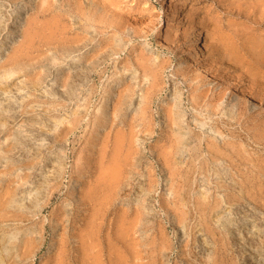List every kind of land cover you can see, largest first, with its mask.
<instances>
[{
	"label": "rangeland",
	"instance_id": "374dc122",
	"mask_svg": "<svg viewBox=\"0 0 264 264\" xmlns=\"http://www.w3.org/2000/svg\"><path fill=\"white\" fill-rule=\"evenodd\" d=\"M48 1L51 10L30 29L40 0H0V264H84L88 245L100 264H260L262 257L264 264V249H256L264 246V207L244 184L263 165L242 160L248 152L264 158L256 122L264 107L251 101L264 93V0ZM82 33L81 48L70 50ZM141 53L166 61L147 109L153 132L138 121L133 156L140 163L116 165L113 135L129 115L116 117L112 107L128 77H135L129 114L150 86L135 64ZM80 67L89 78L68 96L64 80ZM4 70L13 72L4 78ZM173 81L191 138L179 164L166 165L158 155L167 150L161 110ZM195 86L207 102L222 96L226 109L208 108L210 121H192ZM216 121L222 135L211 131ZM212 134L220 147L231 142L232 154L224 151L222 165H198L211 162ZM190 153L197 157L188 163Z\"/></svg>",
	"mask_w": 264,
	"mask_h": 264
},
{
	"label": "bare ground",
	"instance_id": "6f19581e",
	"mask_svg": "<svg viewBox=\"0 0 264 264\" xmlns=\"http://www.w3.org/2000/svg\"><path fill=\"white\" fill-rule=\"evenodd\" d=\"M52 6L53 5H51L48 0H40V4L37 6V8L35 10L34 18H33V20H31V23L29 24L30 29L35 28V24L37 23V19L40 16L43 17L48 11H50ZM51 25H53V24H51ZM50 28L51 27H49L48 29H50ZM26 31H29V30L27 29ZM32 33H31V35L26 34V36H25L26 38H25V41H24L23 47H22V48H24V51H26L27 49H30V45H31L30 43H32L31 42L32 37L39 35V33H37V32L36 33L34 32V34H36V35H34ZM52 34H53V32H52ZM49 35L50 34H48V36ZM78 37H79L78 39L76 37V39L74 38V39L69 41L68 48L70 50H73V49L78 50L81 48L78 44L83 39L85 40L86 33L79 34ZM202 39L203 38L199 35L197 37V39L195 40L196 42H195L194 47L195 46L200 47L201 44L203 43ZM112 45H113V43H112ZM105 47H107V45L100 46L96 52L91 54V56L88 60L94 61L96 58H98L99 54L102 52L103 48H105ZM222 48H223V46H222ZM69 49H66V51H69ZM249 49L253 50L250 47H249ZM235 50H236V48L232 46L229 48L228 51L230 52L231 59H233L236 64H239L242 62V58L238 57ZM214 51H215V49H214ZM257 53H259L258 50H256V52H254V55H257ZM143 57L144 56L142 55V53L138 54L137 58L135 59V64L138 65L142 69V71L144 73V78H146L147 76L151 77V83H150V86H148L145 93L143 92L142 94H140V95H142L141 96L142 100L138 101V103H134V105L136 104L138 106V108L132 109L130 111V114L127 112L128 104H132L131 103V100H132V98H131V95H132L131 81H132V79L135 78L134 76L128 77L126 87H123V88L120 87L118 89L116 100L113 103L112 111L116 117H118L119 112L123 111L126 115H129V118L127 119V121H121L120 128H118L113 135V142H112L113 151H112V153H114V156H113L112 164L114 163L116 165H120V164L138 165L140 163L141 159H135L133 156V153L136 150V149L133 150V146H134V140L133 139L136 135V131L134 129H135V126H137L139 124L138 121L142 122L139 125L142 126L143 130L146 131L148 134H151L153 132V128H152V124H151L152 118H151V116L147 115V109L149 108V104L151 103V100L154 97V95H156V93L159 90H161L160 83L158 81V77L156 78V74L158 73L159 69L164 68L166 61L155 62V60L157 59L156 57L153 59H150V58L145 59ZM246 61L251 62L250 60H246ZM254 64H255V62H254ZM156 67H158V69H154ZM124 69L126 71L130 70L128 68V66H126V68H124ZM12 72L13 71L7 72L6 70H4L1 76H3L5 78V77H7V75H11ZM172 76H175V75H173V73H172ZM123 77H124L123 73L120 72V75L116 81L117 82L122 81ZM88 78H89V74L83 69V67H80V68L76 69L75 71H73L72 73H70V75H67V78L64 80V84L66 82V86L68 89V92H67L68 96L71 94L76 83L77 84L78 83L83 84L84 82H86L88 80ZM194 78L197 79V77H194ZM192 80L193 79H191V81ZM174 82L175 81H173V83ZM173 86H174L173 96L170 99H168L169 101L165 103V107L162 106V110H161L163 113L164 119H165V126L163 129H161L163 131V133L165 134L164 135L165 140H164V144H162L161 148H163V149L167 148V150H161L158 155L162 158L164 164H166V165L179 164L177 160L181 156H183V153L185 151V147L188 145L189 140L191 138V135L189 134V132L185 131V130H187L186 129L187 123H186V119L184 118L185 112L183 111V108H182V102H181L182 101V99H181L182 93H181V87L179 86V81H176ZM194 91H195V93L191 94V99H190V101H191V103H190L191 107L190 108L192 111L195 110V113L192 114V118H193L192 121L201 122V118L199 119L198 116H202L203 119L210 121L211 120L210 116L213 113L208 108L212 109L213 111L226 109L224 106L225 101H223L222 96H219L215 100V102L214 101L213 102H207L206 100H203V98L201 97L202 90H200L199 87L195 86ZM258 95H259L258 97L254 96L251 99V101L253 102L254 108H257V107L263 108L264 107V93H262L260 91ZM104 99H105L104 103L107 104L106 98H104ZM142 101H143V104H142ZM200 103H202V104H200ZM238 103H239L238 105H241L240 101ZM195 106L200 107L199 112H198L197 107H195ZM227 111H228V109H227ZM106 112L107 111L105 109H102L99 112L102 115V118L104 120H105V116L108 115V114H106ZM191 113H193V112H191ZM74 114H76V112H74ZM222 115L225 116V113L223 111H222ZM256 122H257V125L262 128V132L260 133V136H261L260 138L264 139V116L257 118ZM203 123L208 124L210 122L205 121ZM220 123L224 124L225 121H223L221 119ZM210 124H211V128H213L212 122ZM218 124H219V122L216 121V124H215L216 129L215 130L211 129V131L214 134L217 133L219 135H222V132L217 127ZM201 125H203V124H201ZM214 134L211 135V142H208V145H207L208 153L211 155V162H210L211 164L208 163V160H210V159L205 158L198 165H222V163L220 161L223 162V156H225L224 151H228L230 155L232 154L231 150L233 149V146H232L233 144L231 142H224L223 144L225 145V147H223V145H221V147L218 146L217 145L218 142H217L216 136ZM136 152H138V151H136ZM248 154H249V156L245 157V159H242L243 163L247 164V162H248L250 165H255V166L263 165V166H261V167L259 166L256 169V172H253L254 175L251 177L250 180L247 181L245 179L244 184H248V186H250L251 190L255 189V191H252L253 193L251 191L248 192L249 198H251V200H253L254 202H257L258 204H260L261 206L264 207V178L261 179L262 176L264 177V158H263V156H261L257 152L256 153L254 152V154H251L250 152H248ZM252 155H255V156H252ZM237 156H239L240 158L243 157L242 155H239V154H237ZM188 157L190 158L188 163H190V161L192 162L193 160H195L197 156L195 153H190V154H188ZM192 165H195V164H192ZM111 167L115 168V170L113 169V171H115V172L119 171V169H117L118 166L115 167L113 165ZM109 170L111 172L112 169L109 168ZM102 172H105V171L103 170ZM115 172H112L111 175L112 174L115 175L116 174ZM109 173H108V175H109ZM216 173H219V169L216 170ZM104 179H106V178H103V180ZM112 179L114 180V178H112ZM112 179H111V181H112ZM87 236L90 238L89 232H88ZM263 238H264V234H263ZM262 243H264V241ZM4 249H5V239H4V237H1L0 238V263L4 260V257H3L4 256L3 255ZM256 249H257V251L261 252V250L264 249V246L260 245ZM92 254H93L92 248H91V246L88 245L86 247V260H85L84 264H100L99 261L92 260ZM259 262H260V264L263 263V257H262V259H259ZM17 263H18V261L15 260L14 264H17Z\"/></svg>",
	"mask_w": 264,
	"mask_h": 264
}]
</instances>
